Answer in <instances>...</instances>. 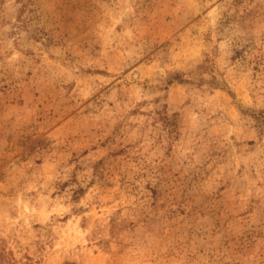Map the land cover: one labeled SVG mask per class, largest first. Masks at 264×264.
Instances as JSON below:
<instances>
[{
	"label": "rangeland",
	"instance_id": "1",
	"mask_svg": "<svg viewBox=\"0 0 264 264\" xmlns=\"http://www.w3.org/2000/svg\"><path fill=\"white\" fill-rule=\"evenodd\" d=\"M0 264H264V0H0Z\"/></svg>",
	"mask_w": 264,
	"mask_h": 264
}]
</instances>
